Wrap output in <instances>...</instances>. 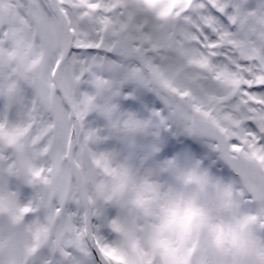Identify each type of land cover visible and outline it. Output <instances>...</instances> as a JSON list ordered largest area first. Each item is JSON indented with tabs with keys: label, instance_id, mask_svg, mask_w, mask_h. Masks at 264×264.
Segmentation results:
<instances>
[{
	"label": "snow or ice",
	"instance_id": "obj_1",
	"mask_svg": "<svg viewBox=\"0 0 264 264\" xmlns=\"http://www.w3.org/2000/svg\"><path fill=\"white\" fill-rule=\"evenodd\" d=\"M0 264H264V0H0Z\"/></svg>",
	"mask_w": 264,
	"mask_h": 264
}]
</instances>
